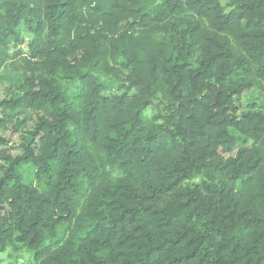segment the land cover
<instances>
[{
    "label": "trees",
    "instance_id": "obj_1",
    "mask_svg": "<svg viewBox=\"0 0 264 264\" xmlns=\"http://www.w3.org/2000/svg\"><path fill=\"white\" fill-rule=\"evenodd\" d=\"M4 66L0 252L264 264V0H0Z\"/></svg>",
    "mask_w": 264,
    "mask_h": 264
},
{
    "label": "rangeland",
    "instance_id": "obj_2",
    "mask_svg": "<svg viewBox=\"0 0 264 264\" xmlns=\"http://www.w3.org/2000/svg\"><path fill=\"white\" fill-rule=\"evenodd\" d=\"M102 80L109 83L112 82L110 78L102 77ZM23 81V75L20 71H13L10 67L4 66L1 70V80H0V97L8 98L13 93L14 89ZM240 105L246 106L250 102H255L256 105L264 104L262 94L259 90L253 89L251 91L242 94L240 100ZM146 114L150 115L155 112L154 108L146 109ZM31 128V124L28 123L27 129ZM0 135L5 136L10 140V145L13 146L11 151L12 155L15 156L21 153V150L17 148L20 143L19 135L13 133L12 131L0 132ZM26 167V166H25ZM31 180V178H28ZM198 178L193 179L197 181ZM30 261V254L25 251H16L11 248H7L5 251L0 252V264H21Z\"/></svg>",
    "mask_w": 264,
    "mask_h": 264
}]
</instances>
